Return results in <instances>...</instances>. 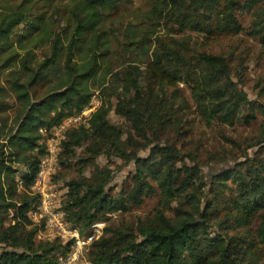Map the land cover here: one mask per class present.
Listing matches in <instances>:
<instances>
[{
    "label": "trees",
    "instance_id": "trees-1",
    "mask_svg": "<svg viewBox=\"0 0 264 264\" xmlns=\"http://www.w3.org/2000/svg\"><path fill=\"white\" fill-rule=\"evenodd\" d=\"M133 2L69 0L68 14L63 13L66 23L51 38L49 54L41 60L33 49L16 45L14 38L20 29H29L23 34L26 39L33 28L48 33L43 16L36 25L21 5L9 12L0 10V94L7 91L1 81L5 78L21 102L10 127L0 124V264H59L69 253L70 244L59 238L38 240L39 229L30 216L40 204L31 186L46 153L40 129L49 131L81 112L97 84L114 96L115 113L131 131L109 120L112 105L104 98L88 126L67 133L55 178L84 145L82 162L93 164L101 155L111 161L116 156L135 161V171L120 192L108 189L114 179L108 167L67 183L64 209L69 219L85 234L108 213L141 206L157 189L160 208L135 227H106L89 250L92 264H264V122L250 146L255 148L252 153L242 151L237 157L243 160L209 185L198 165L186 163V157L196 155L186 150L189 129L176 117L178 95L170 90L186 84L209 123L216 119L232 125L250 123L256 107L264 115V105L256 106L233 80L222 53L203 50L190 37L170 32L178 26L180 32L218 39L235 36L242 30L237 10H254L252 33L264 43V0H150L152 27L130 42L137 49L150 44L147 64L113 67L109 23L122 6ZM158 25L167 31L156 35ZM141 149H149L148 154L139 155ZM174 201L179 205L169 215L167 208Z\"/></svg>",
    "mask_w": 264,
    "mask_h": 264
},
{
    "label": "rangeland",
    "instance_id": "rangeland-1",
    "mask_svg": "<svg viewBox=\"0 0 264 264\" xmlns=\"http://www.w3.org/2000/svg\"><path fill=\"white\" fill-rule=\"evenodd\" d=\"M239 1L244 2L245 0ZM68 4L69 0H30L28 2H25V0H0V10L9 12L21 5L22 9L27 11L28 16L34 18L36 25L39 24L43 16L45 22L48 23V33L42 32L41 28H33L30 29L32 35L29 39H26L23 38V34L29 29H20L14 38L16 45H26L28 48L33 49L41 60L49 54L51 38L56 35L55 33L61 32L66 23L67 16L63 13L67 12L66 14H68ZM149 8L150 0H134L132 4L122 6L117 15L111 18L113 22L109 23L110 30L108 33L109 38L112 40V57L115 59L110 63V65L113 64V67L127 62L141 67H145L147 64L148 56L146 53L152 51L150 44H146L143 49H137L130 42L142 38L148 29L152 27L150 24L152 13ZM237 15L242 30L235 36L218 39L197 32H180L178 26L171 28L170 32L177 37H190L192 41L201 45L203 50L222 53L229 60L233 80L247 93L248 98L255 102L256 106L258 104L264 105V43L259 36L252 33L255 27L254 10L246 12L238 9ZM166 31L165 27L158 25L156 35L163 34ZM21 52L23 53V51ZM1 81L7 91L0 94V107H4L0 111V124L5 125L6 123L7 127H10L21 109V102L9 89L8 84L4 82L5 78ZM105 87L107 86L105 85ZM103 90L98 87V84L93 86V91L100 101V105L104 98L107 105H112L109 120L113 124L121 126L127 133L130 132V124L115 113L116 100L114 96H109V92L103 93ZM170 90L177 91L176 95H178L179 103L176 109V117L186 123L184 126L189 129L187 138L189 146L186 150H191L196 155V157H186V163L198 165L203 178L209 185L215 176L232 169L237 160H243V157H237L242 151L247 150L252 153L255 149L254 147L250 148V146L258 140L264 122V115L260 108L256 107L255 118L250 123L237 121L232 125L218 119L209 123L202 117L192 97L191 89L186 84L180 82L177 86L171 87ZM41 93L38 92V95ZM233 141H236V143ZM85 148L86 145L75 150V154L69 161L61 166L57 180L67 187L66 184L73 179L90 178L96 168L108 167L110 171L114 172V179L109 184L108 189L120 192L123 183L135 171V161L125 162L116 156H113L112 160L109 161L107 155H101L93 164L88 161L82 162V158L85 156ZM148 152L149 149H141L139 155L146 156ZM17 179L20 180V177L17 176ZM189 191H192V189ZM207 195L208 192L206 191ZM184 202L185 200L182 201V203ZM203 202L206 204L204 198L201 202L202 208L205 207ZM177 205H179V201H174L171 208H167V213L172 215V209ZM184 205L187 208L191 207L187 203ZM158 208H160L159 189L145 198L141 206H131L126 212L108 213L101 220L105 222L106 227L117 228L124 225L135 227L141 220L153 216ZM41 238L43 237H39L38 231L37 239L41 240Z\"/></svg>",
    "mask_w": 264,
    "mask_h": 264
},
{
    "label": "built area",
    "instance_id": "built-area-1",
    "mask_svg": "<svg viewBox=\"0 0 264 264\" xmlns=\"http://www.w3.org/2000/svg\"><path fill=\"white\" fill-rule=\"evenodd\" d=\"M99 106L100 101L94 95L81 112L66 118L49 131L40 129L44 135L46 153L40 160L34 184L31 186V192L39 197L40 204L31 210L30 216L39 229V237L59 238L63 243L70 244L69 253L59 264H92L88 258L89 250L105 233V222L98 220L82 234L81 227L69 219L64 209L68 187L55 178L62 142L67 133L72 129L88 126L92 114ZM19 184H22L21 180Z\"/></svg>",
    "mask_w": 264,
    "mask_h": 264
}]
</instances>
